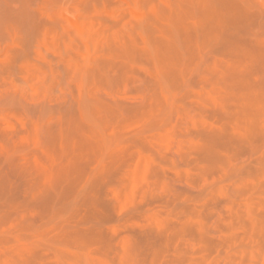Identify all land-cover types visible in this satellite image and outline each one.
I'll use <instances>...</instances> for the list:
<instances>
[{
	"label": "rangeland",
	"instance_id": "1",
	"mask_svg": "<svg viewBox=\"0 0 264 264\" xmlns=\"http://www.w3.org/2000/svg\"><path fill=\"white\" fill-rule=\"evenodd\" d=\"M38 1L18 27L15 106L0 72V264H264V0ZM237 62L243 82L206 72ZM201 130L223 144L212 163Z\"/></svg>",
	"mask_w": 264,
	"mask_h": 264
},
{
	"label": "bare ground",
	"instance_id": "2",
	"mask_svg": "<svg viewBox=\"0 0 264 264\" xmlns=\"http://www.w3.org/2000/svg\"><path fill=\"white\" fill-rule=\"evenodd\" d=\"M60 2H62V4H63V1L64 0H59ZM69 2L71 1V0H68ZM37 2H39L38 0H0V44L2 45L3 43L5 44L4 46H2L3 48H2V50H4V54H5V56H4V58H2V59H0V72L1 73H7V72H9L10 71V74H11V80H10V86L13 88V91H12V93L11 94H9V95H6V97H5V99L8 101V103H10L11 105H16L17 104V94H18V79H17V76H16V74L13 72V71H15V65H14V63H16L15 62V59H17V53H18V51H17V33H18V30L19 31H22V30H20V28H18L19 26H20V24H22V23H27V25L26 26H30L31 24H32V22H34L33 21V15L34 14H36V13H38L37 11H34V6L36 5V3ZM77 2V1H76ZM41 3V2H40ZM53 4H55L56 5V3H55V1H53L52 2ZM48 4V3H47ZM54 5V6H55ZM37 6V5H36ZM35 6V7H36ZM57 6V5H56ZM55 6V7H56ZM52 7V6H51ZM50 7V9H52ZM129 7H131V6H129ZM131 9V8H130ZM172 9V8H171ZM37 10V9H36ZM53 10V9H52ZM133 10V9H132ZM164 10V9H163ZM34 11V12H33ZM50 11V10H49ZM51 12V11H50ZM134 12V11H133ZM34 13V14H33ZM68 13V12H67ZM137 13V12H136ZM135 13V14H136ZM36 15H38L39 16V14H36ZM73 15V14H72ZM72 15H70L72 18H73V16ZM137 15V14H136ZM68 16H69V13H68ZM75 16V15H74ZM170 16V15H169ZM37 17V16H36ZM44 17V16H43ZM167 17V16H166ZM39 18V17H38ZM72 18H71V20H72ZM34 19H35V17H34ZM37 19V18H36ZM41 19V18H40ZM46 19V18H45ZM76 19V17L74 18V20ZM153 19H155V18H153ZM170 19V18H169ZM168 19V20H169ZM39 20V19H38ZM64 20H65V18H64V15L62 14H60V16H59V18L57 19V23H59V24H61L62 26H63V22H64ZM156 20V19H155ZM164 20H165V18H164ZM163 20V21H164ZM166 20H167V18H166ZM165 20V21H166ZM166 21V24H167V22H170V20L169 21ZM162 21V22H163ZM164 21V22H165ZM51 22V21H50ZM55 22V21H54ZM53 22V23H54ZM73 23V22H72ZM75 23V26H76V28H77V30L79 31V32H83V24L81 23V22H74ZM43 24V23H42ZM55 24V23H54ZM162 24H164V23H162ZM25 25V24H24ZM37 25H39V24H37ZM40 25H41V23H40ZM170 25V24H169ZM34 26V25H33ZM56 26V25H55ZM24 27V26H23ZM171 27H172V24H171ZM22 28V27H21ZM29 28V27H28ZM30 28H32L31 26H30ZM56 28V27H55ZM169 28V27H168ZM173 28H174V26H173ZM23 29V28H22ZM25 29H27V27L25 28ZM33 29H35V28H33ZM32 29V30H33ZM32 30L30 31V32H32ZM63 30L64 29H62L61 30V32H60V34H62V35H60L61 37L60 38H63ZM164 30H165V28H164ZM174 30H175V28H174ZM25 31H27V32H25L26 34H25V36L27 37V33H28V31H29V29L28 30H25ZM33 32H34V30H33ZM164 32V31H163ZM23 33H24V31H23ZM34 33H36V32H34ZM34 33H32V34H34ZM31 35V34H30ZM37 35V34H36ZM29 36V35H28ZM19 37V36H18ZM31 37H33V35L31 36ZM35 37V36H34ZM33 37V38H34ZM30 38V37H29ZM28 38V39H29ZM32 38V39H33ZM23 39H25V38H23ZM30 40V39H29ZM34 40V39H33ZM32 40V42H34ZM27 41V40H26ZM31 41V40H30ZM25 42V41H24ZM28 42V41H27ZM31 43V42H30ZM86 43V42H85ZM147 43V42H146ZM46 45H47V43H45ZM27 45V44H26ZM33 45V44H32ZM145 45H147V44H145ZM225 45V44H224ZM233 45V44H232ZM48 46H49V44H48ZM229 46H230V44H229ZM29 47H31V48H29ZM228 47V46H227ZM25 48H29V49H31L32 50V46H27V47H25ZM234 48L236 49V47H235V45H234ZM22 49V48H21ZM225 49V48H224ZM234 49V50H235ZM238 50H239V48H237ZM236 49V50H237ZM44 50V49H43ZM26 51V50H25ZM151 51V50H150ZM152 51H153V49H152ZM219 52H220V50H218ZM240 51V50H239ZM44 52H45V50H44ZM24 53V52H23ZM152 53V52H151ZM20 54V53H19ZM153 54V53H152ZM25 55V54H24ZM31 55V54H30ZM47 55H48V57H51V55H50V53L48 54L47 53ZM59 55V54H58ZM143 55V54H142ZM61 56V55H60ZM240 56V55H239ZM238 56V57H239ZM19 57V56H18ZM205 57V56H204ZM227 57V56H226ZM235 57V56H234ZM57 58V57H56ZM126 58V57H125ZM148 58V57H147ZM236 58V57H235ZM241 57H239L238 59H240ZM19 59V58H18ZM17 59V60H18ZM237 59V60H238ZM232 60V59H231ZM231 60H229V61H231ZM235 60V59H234ZM254 61H255V59H254ZM253 61V62H254ZM126 62V61H125ZM206 62V61H205ZM215 62H217V61H215ZM244 62H246V61H244ZM198 63V62H197ZM204 63V62H203ZM214 63V62H213ZM220 63V62H219ZM232 63V62H231ZM199 64V63H198ZM227 64V63H226ZM225 64V65H226ZM247 64V63H246ZM251 64V63H250ZM137 65V64H136ZM195 65H197V64H195ZM222 65V64H221ZM224 65V66H225ZM126 66V65H125ZM253 66V65H252ZM17 67V66H16ZM196 67V66H195ZM220 67H222V66H220ZM247 67H248V65H247ZM57 68H58V66H57ZM62 67H60V69H61ZM202 68V67H201ZM196 69V68H195ZM205 69V68H204ZM241 69L243 70L244 68H242V65H241V63L240 62H237V63H234L233 65H232V67L231 66H229V67H227V68H225V69H223V70H221L220 71V69L218 68V65L217 64H213V65H211V66H209L208 68H207V73L210 75V76H213V75H218V77H219V79H221L222 81H224V82H228V83H237V82H239V81H242V71H241ZM246 69V68H245ZM197 70V69H196ZM219 70V71H218ZM193 71V70H192ZM191 71V72H192ZM260 72V71H259ZM206 73V74H207ZM249 73V72H248ZM133 74V73H132ZM191 74V73H190ZM259 74V73H258ZM203 75H204V73H203ZM261 75V74H260ZM10 76V75H9ZM124 76V75H123ZM205 76V75H204ZM264 76V75H263ZM158 77V76H157ZM163 77V76H162ZM215 77V76H214ZM217 77V78H218ZM152 78V77H151ZM204 78V77H203ZM211 78V77H210ZM159 79V78H158ZM163 79V78H162ZM110 80V79H109ZM205 80H206V78H205ZM208 80H210L209 78H208ZM213 80V79H212ZM161 81V80H160ZM113 82H115V81H113ZM113 82H111V85H112V83ZM155 82V81H154ZM158 82H159V80H158ZM164 82V81H163ZM189 82V81H188ZM215 82V81H214ZM243 82V81H242ZM241 82V83H242ZM260 81H258V83H259ZM160 83H162V82H160ZM227 83V84H228ZM214 84V83H213ZM220 84V83H219ZM219 84H217V86L219 85ZM225 84V83H224ZM0 85H2V83L0 82ZM163 85V84H162ZM190 85V84H189ZM215 85V84H214ZM234 85H236V84H234ZM240 85V84H239ZM244 85V84H243ZM249 85V84H248ZM254 86H255V84H253ZM108 86H110V85H108ZM213 86V85H212ZM251 86V85H250ZM254 86H252V87H254ZM166 86L164 85V91H165V88ZM222 87V86H221ZM226 87V86H225ZM232 87V86H231ZM236 87V86H235ZM239 87V86H238ZM227 88H229V86L227 87ZM237 88V87H236ZM240 88V87H239ZM211 89H212V87H211ZM217 89V88H216ZM232 89V88H231ZM235 89V88H234ZM238 89V88H237ZM242 89V88H241ZM240 89V90H241ZM259 89V88H258ZM229 90V89H228ZM233 90V89H232ZM231 90V91H232ZM256 90V89H255ZM169 91V90H168ZM230 91V92H231ZM237 91H239V90H237ZM251 91V90H250ZM162 92V91H161ZM170 92V91H169ZM222 92V91H221ZM226 92V91H225ZM234 92H235V90H234ZM168 93V92H167ZM244 93V92H243ZM245 93H246V91H245ZM244 93V94H245ZM83 94H85V93H83ZM227 94V93H226ZM233 93L231 92V94L230 95H232ZM235 94V96H236V93H234ZM238 94V93H237ZM172 95H174V94H172ZM176 95V94H175ZM225 95V94H224ZM246 95V94H245ZM86 96V95H85ZM227 96V95H226ZM238 96V95H237ZM83 97V96H82ZM169 97H170V94H169ZM182 97V96H181ZM232 97V96H231ZM85 98V97H84ZM161 98V97H160ZM227 98V101H228V99H229V96L228 97H226ZM91 99V98H90ZM90 99H88L87 101H89ZM246 99V98H245ZM82 100H84V99H82ZM162 100V99H161ZM181 100V99H180ZM179 100V101H180ZM235 100H237L236 98H235ZM239 100V99H238ZM19 101V100H18ZM80 101V103H82V101L81 100H79ZM84 101H86V99L84 100ZM170 101V100H169ZM173 101H175L174 99H173ZM205 101V100H204ZM242 101H243V99H242ZM1 102V101H0ZM152 102V101H151ZM151 102H150V104H151ZM161 102V101H160ZM163 102V101H162ZM176 102H177V100H176ZM206 102V101H205ZM208 102V101H207ZM206 102V103H207ZM72 103V102H71ZM94 103V102H93ZM92 103V104H93ZM154 103V104H153ZM165 103V102H164ZM164 103H160V104H163L164 105V107H165V104ZM205 103V104H206ZM209 103V102H208ZM74 104V103H73ZM96 104V106L97 105H99L98 104V102L97 103H94V105ZM166 104H167V102H166ZM11 105H8V106H11ZM76 105V104H75ZM79 105H81V104H79ZM145 106L146 105H149V104H147V102H146V104H144ZM151 105H157V104H155V102L153 101L152 102V104ZM211 105H212V103H211ZM66 106V105H65ZM64 106V107H65ZM84 106H85V108L87 109V106H86V104H84ZM84 106H82L81 108H83L82 110L84 111V110H86V109H84ZM90 106V105H89ZM88 106V107H89ZM168 106V105H167ZM166 106V107H167ZM225 106V105H224ZM227 106V105H226ZM12 107V106H11ZM71 107V106H70ZM91 107V106H90ZM90 107L88 108L89 110H90ZM99 107V106H98ZM144 107V106H143ZM153 107V106H152ZM152 107H149V108H152ZM163 107V106H162ZM161 107V108H162ZM175 107V106H174ZM208 106H206V108H207ZM9 108V107H8ZM16 108H17V106H16ZM74 108V107H73ZM81 108H80V110H81ZM147 108V107H146ZM156 108V107H155ZM167 108H169V106L167 107ZM171 108V107H170ZM209 108V107H208ZM207 108V109H208ZM223 108H228V106L227 107H223ZM64 109V108H63ZM66 109V108H65ZM75 109V108H74ZM179 109V108H178ZM221 109H222V107H221ZM221 109H220V111H221ZM11 110V109H10ZM81 110V111H82ZM94 110V109H93ZM138 111L140 110V108L139 109H137ZM145 110V109H144ZM161 110V109H160ZM164 110V109H163ZM171 110V109H170ZM211 110V109H210ZM69 111V110H68ZM68 111H66V112H68ZM74 110L72 109V112H73ZM75 111H77L76 109H75ZM158 111H159V109H158ZM162 111V110H161ZM182 111H183V109H182ZM185 111V110H184ZM57 112H59V111H57ZM56 111H55V113H57ZM65 112V113H66ZM86 112H87V110H86ZM86 112H84L85 114H86ZM135 112V111H134ZM133 112V113H134ZM140 112V111H139ZM160 112V111H159ZM164 112V111H163ZM163 112H162V115H161V117L162 116H164L163 115ZM167 112V111H166ZM229 112V111H228ZM53 113V112H52ZM61 113V112H60ZM83 113V114H84ZM142 113H144V111L142 112ZM147 113V112H146ZM170 113V112H169ZM171 113H172V111H171ZM197 113H199V112H197ZM226 113V112H225ZM59 114V113H58ZM61 114H63V113H61ZM66 114H68V115H70L69 113H66ZM73 114V113H72ZM90 114H92V113H90ZM139 114H141V112L139 113ZM167 114V113H166ZM177 114V113H176ZM67 115V116H68ZM76 115V114H75ZM93 115V117L91 118L90 116H92ZM92 115H90L89 117H90V119L92 120V119H94V120H92V122H93V125L95 124V122H96V124L94 125V126H96L97 127V129H98V122L100 121H95L96 120V116L94 115V113L92 114ZM151 115H153V114H151ZM157 115V114H156ZM199 115H200V113H199ZM226 115H228L227 113H226ZM59 116V115H58ZM88 116V115H87ZM139 116V115H138ZM144 116V115H143ZM158 116H159V114H158ZM66 117V116H65ZM82 117H83V115H82ZM136 117V116H135ZM167 117L169 118V115H167ZM227 117V116H226ZM225 117V118H226ZM162 118H164V117H162ZM167 118V120H169ZM207 118V117H206ZM205 118V119H206ZM223 118H224V116H223ZM224 118V119H225ZM52 119V118H51ZM57 119V118H56ZM56 119H55V121H56ZM67 119H69L68 117H67ZM75 119V118H74ZM83 119H84V117H83ZM86 119H88V117L86 118ZM165 119V118H164ZM61 120V119H60ZM62 120H63V118H62ZM61 120V121H62ZM66 120V119H65ZM127 120H128V118H127ZM130 120V119H129ZM146 120V119H145ZM157 120V119H156ZM166 120V121H167ZM179 120V119H178ZM207 120V119H206ZM64 121V120H63ZM68 121V120H67ZM149 121H151V120H149ZM182 121V120H181ZM72 122V121H71ZM91 122V123H92ZM153 122V121H152ZM51 123V122H50ZM53 123H56V122H53ZM53 123L52 124H50V125H53ZM64 123H66V122H64ZM204 123V122H203ZM206 123V122H205ZM71 124V123H70ZM164 124V123H163ZM162 124V125H163ZM214 124V123H213ZM212 124V125H213ZM48 125V124H47ZM49 125V126H50ZM68 125V124H67ZM66 125V126H67ZM46 126V125H45ZM54 126H56V127H58V125H55L54 124ZM54 126H52V128L54 129ZM60 126V125H59ZM62 126V125H61ZM153 126V125H152ZM155 126V125H154ZM202 126H203V124H202ZM223 126V125H222ZM221 126V127H222ZM55 127V128H56ZM95 127V128H96ZM150 127V126H149ZM148 127V128H149ZM160 127V126H159ZM177 127V126H176ZM44 128V127H43ZM52 128H50L51 130H52ZM63 128L64 127H62L61 129L63 130ZM154 128L155 127H153V129L152 130H154ZM157 128V127H156ZM44 129H46V128H44ZM65 129V128H64ZM150 129V130H151ZM174 129H175V127H174ZM43 130V129H42ZM43 130V131H45V132H48V133H46V134H49V132L50 133H52L54 130ZM60 130V129H59ZM58 130V131H59ZM94 130V129H93ZM157 130V129H156ZM219 130V129H218ZM61 131V130H60ZM65 131V130H64ZM145 131V130H144ZM149 131V130H148ZM196 131V130H195ZM198 131V130H197ZM205 131V130H204ZM222 131V130H221ZM146 132H147V130H146ZM200 132H202V130L200 131ZM60 133V132H59ZM64 132H62V133H60V134H63ZM155 133V132H154ZM204 133H206V134H204ZM202 132V136H203V134L205 135L204 137V145H203V147H202V149H201V151H200V154L202 155V157H204L206 160H208V161H210L211 163L213 162V161H216V159H217V155L219 154V150H220V146H221V141H220V136H218V134L215 132V130H214V132L213 131H210L209 130V132L207 133V132ZM157 134V133H156ZM223 134V133H222ZM64 135V134H63ZM244 135V134H243ZM176 136H178V135H176ZM195 136V135H194ZM198 136H199V134H198ZM239 136H241V141H242V129L240 130V135ZM249 136V135H248ZM253 136H254V134H253ZM154 137V136H153ZM167 137V136H166ZM196 137V136H195ZM245 138V137H244ZM243 138V139H244ZM247 138V137H246ZM250 138V137H249ZM92 139V138H91ZM96 139H97V136H96ZM95 139V140H96ZM94 140V142L92 141V143L91 144H97V140L95 141ZM138 140V139H137ZM136 140V141H137ZM144 140V139H143ZM150 140V139H149ZM99 141V140H98ZM110 141H112V140H110ZM133 141H135V140H133ZM157 141H159V138H158V140ZM223 141V140H222ZM245 141H247V140H245ZM252 141H253V139H252ZM251 141V142H252ZM99 142H103V141H99ZM142 142V141H141ZM144 142V141H143ZM153 142V141H152ZM169 142V141H168ZM228 142H229V140H228ZM233 144L235 143V142H233V141H231ZM231 142H229V144L232 146V144H231ZM248 142V141H247ZM106 143H107V140H106ZM110 143V142H109ZM132 143V142H131ZM137 143H140V142H137ZM198 143V142H197ZM242 143V142H241ZM241 143H240V145H241ZM100 144V143H99ZM108 144V143H107ZM105 145V146H108V145ZM111 144V143H110ZM136 144V143H135ZM145 144H147V141H146V143ZM155 144V143H154ZM226 144H227V142H226ZM226 144H225V142H224V145L226 146ZM112 145H113V143H112ZM132 145H133V143H132ZM140 145V144H139ZM148 145V144H147ZM201 145V144H200ZM223 145V144H222ZM244 145V144H243ZM251 144H249L248 146H250ZM109 146H111V145H109ZM134 146H136V145H134ZM143 146V145H142ZM144 146H146V145H144ZM148 146H150V145H148ZM148 146L146 147V148H148ZM159 146V145H158ZM158 146H156L155 145V147H158ZM196 146V145H195ZM202 146V145H201ZM225 146H224V148H225ZM236 146H238V144H236ZM86 147H88V146H86ZM90 147V146H89ZM88 147V148H89ZM96 147H98V146H92V148L93 149H96L95 151L96 152H93V153H97L98 154V150H97V148ZM131 147H133V146H131ZM151 147V146H150ZM194 147V146H193ZM229 147V146H228ZM91 148V149H92ZM139 148V147H138ZM247 148V147H246ZM92 149V150H93ZM101 149V148H100ZM107 149L108 148H106L105 149V152L104 153H106V155L108 154L107 153ZM140 149V148H139ZM145 149V148H144ZM153 148V146H152V148L151 149H149V150H151V152L153 153L156 149H154ZM160 149H162V148H160ZM229 149V148H228ZM227 149V150H228ZM231 149V148H230ZM229 149V150H230ZM88 150H90V149H88ZM102 150H103V148H102ZM110 149H108V151H109ZM141 150V149H140ZM146 150V149H145ZM225 150V149H224ZM228 150V151H229ZM232 150H234V148H232ZM241 150V149H240ZM221 151H222V147H221ZM4 152H5V150H4ZM116 152V151H115ZM118 152H119V150H118ZM117 152V153H118ZM133 152V151H132ZM138 152V151H137ZM137 152H135V153H137ZM146 152V151H145ZM156 152V151H155ZM154 152V153H155ZM231 152V151H230ZM100 153V152H99ZM103 153V154H104ZM239 153V152H238ZM241 153V152H240ZM96 154V155H97ZM101 154V153H100ZM97 155V156H95V159H96V162H97V159L99 158H101L102 160L104 159V157L106 158V156L105 155H103L104 157L102 158V155ZM112 154V153H111ZM110 154V155H111ZM114 154V153H113ZM112 154V155H113ZM121 154V153H120ZM157 154H158V152H157ZM197 154V153H196ZM236 154V153H235ZM133 155V154H132ZM156 155V154H155ZM49 156H51V155H49ZM99 156H101V157H99ZM114 156V155H113ZM222 156V155H221ZM98 157V158H97ZM220 157V156H219ZM112 158V157H111ZM131 158H133L132 156H131ZM98 159V160H99ZM107 159H108V157H107ZM113 159V158H112ZM111 159V160H112ZM101 160V161H102ZM105 160V159H104ZM103 160V161H104ZM117 161H118V159H116ZM158 160V159H157ZM203 160V158L201 159V161ZM117 161L115 162V163H117ZM122 161H124V160H121V162ZM169 161V160H168ZM110 162V160L108 161V163ZM120 162V161H119ZM125 162V161H124ZM124 162H122V164H124ZM161 162H162V160H161ZM170 162V161H169ZM204 162H205V160H204ZM99 163H101L100 161H99ZM98 163V164H99ZM108 163H105L106 165L105 166H107V164ZM111 163V162H110ZM127 163V162H126ZM143 163V162H142ZM164 163H168V162H164ZM210 163V164H211ZM98 164L96 165V167L95 168H99V167H97L98 166ZM114 164V163H113ZM112 163H111V165H110V167L113 165ZM119 163H117L116 165H118ZM121 164V167L123 166V168H124V165H122ZM115 165V164H114ZM126 165V164H125ZM154 165V164H153ZM171 164H169V166H170ZM99 166H100V164H99ZM109 166V165H108ZM152 167H154V166H152ZM173 167H177V166H173ZM211 167H212V164H211ZM38 168V167H37ZM105 168V167H104ZM108 168V167H107ZM122 168V169H123ZM158 168V167H157ZM178 168V167H177ZM192 168V167H191ZM47 169V168H46ZM45 169V170H46ZM154 169H156V164H155V168ZM161 169V168H160ZM96 170H98V169H96ZM43 170H41V174H45V172H42ZM46 171H48V170H46ZM101 171V170H100ZM160 171V170H159ZM96 172V171H95ZM103 173H102V175L100 174V176L102 177V178H104V177H106L105 175H104V171H102ZM163 172V171H162ZM48 172H46V174H47ZM54 173V172H53ZM101 173V172H100ZM106 173V172H105ZM155 173V172H154ZM157 173H159V172H157ZM160 174V173H159ZM158 174V175H159ZM164 174V173H163ZM209 174H210V171H209ZM39 175V174H38ZM54 175H55V173H54ZM97 175H99V174H97ZM104 175V176H103ZM154 175V174H153ZM233 175V174H232ZM41 177H42V175H40ZM44 176V175H43ZM95 176H96V174H95ZM155 177L157 176L156 174L154 175ZM39 177V176H38ZM41 177H39V178H41ZM52 177V176H51ZM56 177V176H55ZM92 177H93V175H92ZM91 177V178H92ZM100 177V178H101ZM234 177H235V175H234ZM38 178V179H39ZM57 178V177H56ZM58 178H60L59 176H58ZM108 178V177H107ZM160 178H162V176H161V174H160ZM37 179V180H38ZM42 179V178H41ZM52 179V178H51ZM98 179V178H97ZM96 178H95V180H97ZM109 179V178H108ZM107 179V180H108ZM163 179V178H162ZM58 179H55V181H57ZM100 180V179H99ZM107 180H105L104 181V179L102 180L103 181V183L104 182H106ZM50 181V180H49ZM90 181V180H89ZM109 181V183H107V186H108V184L109 185H111L110 183H111V181L110 180H108ZM113 181V180H112ZM115 182H117L116 180H114ZM122 181V180H121ZM40 182V181H39ZM93 181H91V183H92ZM115 182L114 183H112V185L111 186H115ZM122 182H124V181H122ZM118 183V182H117ZM228 183H229V181H228ZM47 185H44V186H47V188H48V183H46ZM52 184V183H51ZM55 184V183H54ZM54 184H53V186H54ZM95 184H96V181H95ZM97 184H98V182H97ZM105 184V183H104ZM37 185H38V182H37ZM37 185H36V189H37ZM99 185V184H98ZM98 185H97V187H98ZM106 185V184H105ZM94 186H96V185H94ZM105 187V186H104ZM116 187H118V185H116ZM54 188V187H53ZM168 188V187H167ZM220 188V187H219ZM34 189H35V187H34ZM38 189H39V187H38ZM44 190H42L41 191V197H37L36 195H35V198H37V199H40V198H42V196L45 194L46 195V187H44L43 188ZM97 189V188H96ZM101 189V188H100ZM105 189V188H104ZM33 190V189H32ZM98 190V189H97ZM102 190V189H101ZM168 190V189H167ZM220 190V189H219ZM50 191H52V189H51V187H50ZM74 191H76V190H74ZM74 191H72V192H74ZM212 191V190H211ZM46 192V193H45ZM72 192H71V194H72ZM102 192V191H101ZM101 192H99V194H102V196L104 195L103 193H101ZM228 192H229V190H228ZM31 193H32V191H31ZM66 193H68V192H66ZM66 193H63L62 192V194H66ZM85 193V192H84ZM83 193V194H84ZM89 192H87V194H88ZM95 193V192H94ZM97 193V192H96ZM62 194H59V197H60V200L61 201H63V199L65 198L66 200H67V194L66 195H62ZM74 194H75V192H74ZM86 194V195H87ZM208 194V193H207ZM39 195V194H38ZM60 195H62V197L60 196ZM69 195H70V191H69ZM78 195H79V191H78ZM85 195V196H86ZM71 196V195H70ZM69 196V197H70ZM93 196V195H92ZM57 197H58V195H57ZM95 197V196H94ZM98 197V196H97ZM130 197V196H129ZM208 197V196H207ZM206 197V198H207ZM44 198V197H43ZM72 199H73V197H71ZM227 198V197H226ZM83 199V198H82ZM86 199V198H85ZM92 199H93V197H92ZM94 199H96V198H94ZM98 199V198H97ZM103 199V198H102ZM228 199V198H227ZM231 199H233V198H231ZM41 200V199H40ZM43 200V199H42ZM65 200V201H66ZM76 200H77V203H78V198H76ZM79 200L81 201V197L79 198ZM89 199H86V202L88 201ZM68 201H70V200H68ZM68 201H66L67 202V204L69 203ZM79 201V202H80ZM97 201V200H96ZM65 202V203H66ZM71 202V205H73L72 204V201H70ZM209 202H211V201H209ZM208 202V203H209ZM229 202H230V200H229ZM74 203V202H73ZM76 203V204H77ZM85 203V202H84ZM89 205H90V203H89V201L87 202ZM86 203V204H87ZM100 203V202H99ZM70 204V203H69ZM85 204V205H86ZM87 204V205H88ZM91 204H93V203H91ZM97 204V203H96ZM207 204V203H206ZM65 206H63V207H67V208H71V207H68V206H66V204H64ZM70 205V206H71ZM84 205V204H83ZM74 206V205H73ZM72 206V207H73ZM95 206V205H94ZM99 206V205H98ZM83 207V206H82ZM86 207V206H85ZM87 207H89V206H87ZM86 207V208H87ZM85 208V209H86ZM94 207H92V205H91V209H93ZM74 209H76V208H74ZM82 209V208H81ZM95 209H96V207H95ZM79 211H80V208L78 209ZM88 210H90V208L88 209ZM50 211H51V209H50ZM49 211V212H50ZM63 211V210H62ZM70 211H72V210H70ZM96 211V210H95ZM52 212H54V210H52L50 213H51V219H54V218H52L53 216H52V214L54 215V213L56 214V213H59V212H54V213H52ZM73 212V211H72ZM71 212V213H72ZM173 212V211H172ZM181 212V211H180ZM80 213V216H83V215H81L82 214V212L80 211L79 212ZM84 214H87V210H86V213H84ZM90 214V213H89ZM91 214H93V213H91ZM187 214V213H186ZM50 216V215H49ZM85 216V215H84ZM82 217L83 219L85 218V217ZM88 216V215H87ZM92 216H95L94 214L92 215ZM54 217L56 218V216L54 215ZM89 217L91 218V216L89 215ZM89 217H87V218H89ZM181 217V216H180ZM90 218H89V221L91 222V220H90ZM82 219V220H83ZM95 219V218H94ZM87 220V219H86ZM88 221V220H87ZM86 222V221H85ZM66 231V230H65ZM175 231H177V230H175ZM179 231V230H178ZM67 233V232H66ZM112 233V232H111ZM178 233V232H177ZM99 234V233H98ZM113 235H116V233H112ZM171 234V233H170ZM98 236V235H97ZM175 237H177V236H175ZM165 238V237H164ZM161 239V238H160ZM131 240V239H130ZM159 241V240H158ZM131 242H132V240H131ZM157 242V241H156ZM134 244V243H133ZM157 244H159V243H156V245H153V246H158ZM165 244V243H164ZM167 244V243H166ZM94 246H96L95 244H94ZM162 245H160V247H161ZM175 246V245H174ZM159 247V248H160ZM95 248V247H94ZM166 248V247H165ZM171 248V247H170ZM95 249H98V248H95ZM161 249V248H160ZM159 249V250H160ZM132 251V250H131ZM159 255V254H158ZM136 260V259H135ZM135 260H134V262H135ZM10 261V260H9ZM160 261V260H159ZM136 262H137V260H136ZM131 264V263H130Z\"/></svg>",
	"mask_w": 264,
	"mask_h": 264
}]
</instances>
